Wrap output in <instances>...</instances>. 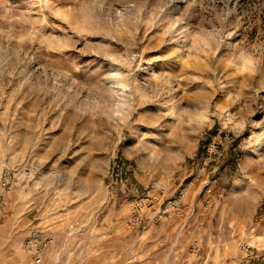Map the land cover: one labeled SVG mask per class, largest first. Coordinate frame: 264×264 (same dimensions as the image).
Returning <instances> with one entry per match:
<instances>
[{"label": "rangeland", "instance_id": "obj_1", "mask_svg": "<svg viewBox=\"0 0 264 264\" xmlns=\"http://www.w3.org/2000/svg\"><path fill=\"white\" fill-rule=\"evenodd\" d=\"M212 140L226 157L205 173L219 195L193 231L203 245L190 253L183 235L170 255L151 238L162 226L128 225L131 203L189 181ZM42 226L57 240L34 263L23 239ZM260 251L264 0H0V264H255Z\"/></svg>", "mask_w": 264, "mask_h": 264}, {"label": "built area", "instance_id": "obj_2", "mask_svg": "<svg viewBox=\"0 0 264 264\" xmlns=\"http://www.w3.org/2000/svg\"><path fill=\"white\" fill-rule=\"evenodd\" d=\"M226 157L224 147L213 140L206 144L204 154L199 157L201 164L189 181L184 178L174 183L172 189L169 181L152 182L146 185L144 192L137 195L132 201V212L127 221L132 227L148 229L161 223L170 224L174 231L171 237L159 238L157 245L168 251L179 248L183 235L190 237L188 250L190 253H198L203 245L200 235L193 232L205 224V216L215 202L218 189L214 186L216 178L209 179L210 167H220ZM205 177H201V176ZM201 177V178H200ZM201 180L199 186L191 191L194 181ZM85 232L84 224L69 223L67 235L82 237ZM55 232L49 226L33 228L23 239V246L29 252L34 263L43 261L44 253L56 242ZM190 264L189 259L185 260Z\"/></svg>", "mask_w": 264, "mask_h": 264}, {"label": "crops", "instance_id": "obj_3", "mask_svg": "<svg viewBox=\"0 0 264 264\" xmlns=\"http://www.w3.org/2000/svg\"><path fill=\"white\" fill-rule=\"evenodd\" d=\"M165 224H167V223H161V224H159V225H156V226H162L163 229H162V231L159 232V234H157V235H151L152 241L154 242V245H156V247H157L158 249H164L167 253H171L170 255H172V254H176V253L179 252L178 249L180 248V245H179V248H178L177 250H175V251H168L166 248H162V247H160V246L157 245V240H158L159 238L164 237V238H167V239H168L169 237H171V236L173 235V232H172V231H174V230H173L174 227H172L170 224H167V225L165 226ZM153 227H154V226H153ZM153 227L148 228V229H152ZM170 228H172V230H171ZM145 230H147V229H145ZM159 230H160V229H159ZM56 244H58V243H56ZM56 244H55V246H56ZM63 249H64V248H63ZM164 250H163V251H164ZM163 251L160 250V251L157 252V254H159V253H161V252H163ZM165 251H164V252H165ZM166 252H165V253H166ZM250 257L252 258L251 260L256 261L255 264H264V251L257 252V253H255L254 255H250ZM250 257L247 258L246 261L250 260ZM19 262H20V261H19Z\"/></svg>", "mask_w": 264, "mask_h": 264}]
</instances>
